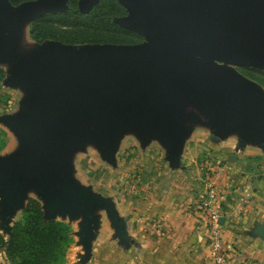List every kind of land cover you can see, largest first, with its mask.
I'll return each mask as SVG.
<instances>
[{
	"label": "water",
	"instance_id": "obj_1",
	"mask_svg": "<svg viewBox=\"0 0 264 264\" xmlns=\"http://www.w3.org/2000/svg\"><path fill=\"white\" fill-rule=\"evenodd\" d=\"M71 1L14 7L0 0V61L10 60L21 17L64 13ZM118 1L127 15L115 23L144 41L39 45L33 58L11 65L6 81L29 97L19 114L0 120L21 142L18 152L0 158L5 209L11 216L24 211L34 191L47 220L82 218L86 257L98 209L120 232L125 228L111 198L73 177V156L87 143L114 162L121 139L134 133L145 146L160 141L178 167L193 124L202 122L213 126L216 140L239 134L241 147L264 149V92L236 69L264 71V0ZM100 2L79 0L80 11ZM249 234L264 238V225Z\"/></svg>",
	"mask_w": 264,
	"mask_h": 264
},
{
	"label": "crops",
	"instance_id": "obj_2",
	"mask_svg": "<svg viewBox=\"0 0 264 264\" xmlns=\"http://www.w3.org/2000/svg\"><path fill=\"white\" fill-rule=\"evenodd\" d=\"M197 125L184 145L182 163L178 167L168 160L163 163V169L167 170L164 174L171 173L164 181H161L162 176L152 177L142 188L146 189L143 194L132 196L122 189L115 195L102 194L114 201L125 228L120 232L107 210L98 209L95 212L98 224L90 240L89 256L86 257L87 248L80 236L83 219L60 216L55 219L73 228L74 243L64 264H78L79 259L83 261L80 264H216L199 208L203 184L199 179L185 176L192 161L184 158L193 155L191 142ZM239 140V134H232L221 145L232 159L225 165L219 180L225 194L221 218L227 249L225 264H264V238L249 234L257 225H264V178L257 174V165L251 163L264 157V149L258 144H247L236 150ZM89 146L103 158L95 145ZM146 146H156L157 150L166 152L158 140ZM75 171L74 166L73 177L79 181ZM247 188L251 196L246 201Z\"/></svg>",
	"mask_w": 264,
	"mask_h": 264
},
{
	"label": "rangeland",
	"instance_id": "obj_3",
	"mask_svg": "<svg viewBox=\"0 0 264 264\" xmlns=\"http://www.w3.org/2000/svg\"><path fill=\"white\" fill-rule=\"evenodd\" d=\"M11 11L17 14L15 8ZM32 22L34 21H29L24 17L20 18L19 27L13 37L14 51L10 55V60L0 61V67L4 68L6 72V78L2 81L0 80V120L19 114L23 101L29 97V94L25 90L11 85L6 80L11 65L20 64L33 58L37 54L36 51L40 50L38 48L39 45L33 42L30 37V26ZM49 42L61 43L59 41ZM70 46L77 47L76 45ZM236 69L251 82L257 84L264 92V87L257 80L248 76V74H253L259 77V74L253 70L254 68L237 67ZM193 125H197L194 141L191 142L193 144L191 145L193 155H189L188 159L183 157L187 161H192V166L188 167L189 169H187L185 176L199 179L203 184L202 191L205 192L206 187L209 186L208 181L215 178L218 173L222 176L225 165L227 166L232 162L230 154L224 152L221 146L228 141L229 137L216 140L212 125L202 122H196ZM2 130H6L8 133V146L0 153V158H8L18 152L21 148V142L19 137L9 127L0 121V134ZM186 142L187 139L185 144ZM86 147L85 150L74 154L72 162L76 167L75 176H77L81 185H91L90 187H92L95 193L106 194L108 196L109 194L115 195L121 193L122 190H127V193L132 196L139 193L143 194L146 192V189L144 190L142 188H144L146 182L152 177L162 176L161 181H164L171 174L170 171L168 174H164V170L166 172L167 170L162 167L163 163L168 160L167 151L163 153L157 150L156 146L147 147L143 145L134 133L127 134L121 139L119 151L114 162H108L101 158L96 151L90 149L91 146H89V143H87ZM237 149H240V144L236 147ZM182 160L181 157V163ZM167 162L170 161L168 160ZM251 163L253 166L257 165V174H260L264 178V157L260 160H253ZM216 182L220 187L221 183L219 184V181ZM153 186L156 187L155 185ZM153 186L152 188H154ZM2 195V186L0 183V230L7 234L12 229L13 224L22 217L23 211L20 210L11 216L2 204ZM30 197H37V194L34 191H30ZM80 261L82 260H77L78 264H80ZM0 264H8L4 254L0 255Z\"/></svg>",
	"mask_w": 264,
	"mask_h": 264
},
{
	"label": "trees",
	"instance_id": "obj_4",
	"mask_svg": "<svg viewBox=\"0 0 264 264\" xmlns=\"http://www.w3.org/2000/svg\"><path fill=\"white\" fill-rule=\"evenodd\" d=\"M17 7L35 0H9ZM127 15L118 0H101L90 13H82L79 0L68 4L67 12L38 18L30 26V37L37 45L59 41L67 45L120 44L133 45L143 41L139 34L115 23ZM259 77L248 74L264 87V71L253 69ZM0 67V80L6 78ZM8 133L0 134V153L8 146ZM74 243L73 228L60 220H47L43 203L31 197L9 233L0 230V255L8 264H64Z\"/></svg>",
	"mask_w": 264,
	"mask_h": 264
},
{
	"label": "built area",
	"instance_id": "obj_5",
	"mask_svg": "<svg viewBox=\"0 0 264 264\" xmlns=\"http://www.w3.org/2000/svg\"><path fill=\"white\" fill-rule=\"evenodd\" d=\"M220 180V173L215 178L208 181L206 191L201 194L199 208L203 214L205 228L208 234L211 254L216 264H225L227 259V249L223 240L222 233V208L225 194L216 184ZM216 182V183H215ZM251 196L250 189L245 190L246 201Z\"/></svg>",
	"mask_w": 264,
	"mask_h": 264
},
{
	"label": "flooded vegetation",
	"instance_id": "obj_6",
	"mask_svg": "<svg viewBox=\"0 0 264 264\" xmlns=\"http://www.w3.org/2000/svg\"><path fill=\"white\" fill-rule=\"evenodd\" d=\"M143 41H144V39H143ZM143 41H142V42H143Z\"/></svg>",
	"mask_w": 264,
	"mask_h": 264
}]
</instances>
